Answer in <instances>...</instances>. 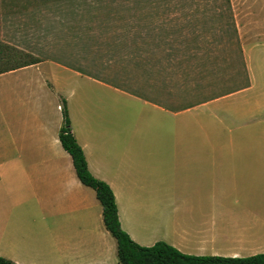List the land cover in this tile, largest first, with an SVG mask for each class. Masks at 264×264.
I'll return each mask as SVG.
<instances>
[{"label":"crops","instance_id":"obj_1","mask_svg":"<svg viewBox=\"0 0 264 264\" xmlns=\"http://www.w3.org/2000/svg\"><path fill=\"white\" fill-rule=\"evenodd\" d=\"M243 1L231 11L247 82L218 96L203 99L156 68L146 96L51 60L0 74V257L121 264L103 206L61 144L64 102L89 170L112 188L137 244L264 254V0Z\"/></svg>","mask_w":264,"mask_h":264},{"label":"rangeland","instance_id":"obj_2","mask_svg":"<svg viewBox=\"0 0 264 264\" xmlns=\"http://www.w3.org/2000/svg\"><path fill=\"white\" fill-rule=\"evenodd\" d=\"M243 3L0 0V62L56 61L144 96L149 69H163L203 99L214 97L247 82L243 30L231 11Z\"/></svg>","mask_w":264,"mask_h":264},{"label":"trees","instance_id":"obj_3","mask_svg":"<svg viewBox=\"0 0 264 264\" xmlns=\"http://www.w3.org/2000/svg\"><path fill=\"white\" fill-rule=\"evenodd\" d=\"M1 58V57H0ZM41 61H29L10 58L0 62V74L36 64ZM64 126L60 132L63 148L71 155L80 181L95 190L103 206V217L106 229L118 243V258L121 264H264V254L247 258L200 257L181 253L173 246L158 242L154 246L144 247L137 244L121 226L119 210L112 188L104 181L97 179L89 170L88 162L82 147L72 133L68 108L63 106ZM0 264H15L0 257Z\"/></svg>","mask_w":264,"mask_h":264}]
</instances>
